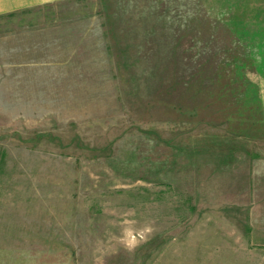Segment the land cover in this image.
Segmentation results:
<instances>
[{
	"label": "rangeland",
	"instance_id": "1",
	"mask_svg": "<svg viewBox=\"0 0 264 264\" xmlns=\"http://www.w3.org/2000/svg\"><path fill=\"white\" fill-rule=\"evenodd\" d=\"M0 264H264V0L0 12Z\"/></svg>",
	"mask_w": 264,
	"mask_h": 264
},
{
	"label": "crops",
	"instance_id": "2",
	"mask_svg": "<svg viewBox=\"0 0 264 264\" xmlns=\"http://www.w3.org/2000/svg\"><path fill=\"white\" fill-rule=\"evenodd\" d=\"M54 1L57 0H0V12H9L36 4Z\"/></svg>",
	"mask_w": 264,
	"mask_h": 264
}]
</instances>
